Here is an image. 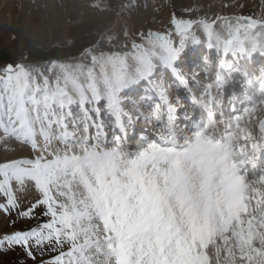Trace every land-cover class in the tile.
Wrapping results in <instances>:
<instances>
[{"label": "snow or ice", "instance_id": "1", "mask_svg": "<svg viewBox=\"0 0 264 264\" xmlns=\"http://www.w3.org/2000/svg\"><path fill=\"white\" fill-rule=\"evenodd\" d=\"M195 40L199 43L198 37ZM256 50L254 46L251 52ZM240 51H245L243 46ZM7 91V106L0 97L4 138L11 135L28 143L34 158L0 163V213L10 228L46 219L5 233L0 264H264V174L249 179L264 146V125L259 137L244 130L242 138L250 148L240 152L251 169L241 174L242 166L234 163L225 169L226 211L221 221L197 225L194 214L207 196V177L222 147L206 134L208 129L195 133L181 151L142 144L133 160L125 159L123 143L112 151L81 145L78 152H53L54 125L64 129L56 139L72 135L57 113L73 103L71 97L47 91L39 98L26 96L25 89L11 86ZM94 97L99 104L98 90ZM109 107H118L114 97ZM160 139L176 142L174 135ZM234 139L235 133L227 136L225 152L232 151ZM17 249L23 257L4 259Z\"/></svg>", "mask_w": 264, "mask_h": 264}, {"label": "rangeland", "instance_id": "2", "mask_svg": "<svg viewBox=\"0 0 264 264\" xmlns=\"http://www.w3.org/2000/svg\"><path fill=\"white\" fill-rule=\"evenodd\" d=\"M246 17L257 21V26L252 29L244 26L241 19ZM218 28L229 33L226 38L238 36L244 49H251L254 45L258 48L256 40L261 38L257 31L264 29V0H0V47L10 49L18 61L16 67L0 73V97L5 98L4 104L7 106L9 86L16 90L23 88L26 90V96L35 94L37 98L45 91L70 94L68 88H73L71 84L76 87L86 86L82 85L85 77L92 82L94 91L98 90L99 95L104 96L109 91L100 88V82H106L109 76L112 82L118 85L115 90L120 96L125 92L126 86L131 89L141 88V82L147 80L144 76L152 70L151 73H155L149 79L152 85L159 84V88L160 85L170 88L171 98L177 103V99L185 98L175 94L176 86L169 68L165 69L166 65L170 58L172 61L176 59L171 67L180 72L178 75L190 80L191 91L198 88L206 91L205 88L215 86L220 58L215 56V60H212L213 53L207 49L205 35L210 32V39L212 36L219 39L217 35L221 37L222 34L219 31L217 34L213 33ZM240 28L250 31L251 35L242 36ZM243 32L245 33L244 30ZM155 36L159 39L154 40ZM197 37L199 43L195 40ZM224 40L222 43L227 42ZM74 42L73 54L64 59L37 64L29 62V55L35 48ZM151 44L165 48L164 54H158L156 51L147 54L150 50L147 51L146 47ZM262 45L264 46V41ZM219 50L222 51V48L218 47ZM232 52L234 54L236 51L232 49ZM227 54H231V47H228ZM248 54L249 51L246 55L251 59L253 55ZM260 54L258 52L257 55ZM257 55L255 54L253 67L255 74L251 75V79H256V75L264 68V55ZM232 59L233 57L229 56L227 61ZM246 65L250 66L246 61L241 66ZM237 74L230 72L229 77H236ZM244 74H248L246 70ZM139 76L141 81H135ZM127 92L124 93L126 97L129 95ZM91 99L94 101V94ZM131 99L135 101V97ZM92 100H87L88 106L85 108L88 112L85 113V108L74 101L63 110L57 109L58 115L64 116L72 138L79 141L72 142L68 137L56 139L64 129H58V125H54L51 144L53 152L67 151L69 148L78 152L81 145L103 151L115 148L110 144H99L94 140L93 132L86 130L87 123L83 118L91 115L93 119L97 118ZM262 106L249 108H252L253 112L256 110L251 116L253 121L264 120ZM125 107H128V104H125ZM132 112L131 108H127V114ZM156 112L152 107L151 114ZM244 116L242 113L237 122L243 121ZM133 118L135 117H130ZM252 131L255 132V129ZM6 134L5 128L0 130V140L3 141L0 143V163H8L13 159L34 158L28 143H20L11 135L5 139ZM242 134L245 135L244 129ZM16 146L25 149L26 156L12 153L8 158ZM10 219H15V216ZM43 219L46 218L24 221L15 228H10L7 226L8 220L0 213V238L5 233L11 234L17 229L23 230L38 225ZM18 256L23 257V252L19 249L4 259L15 261Z\"/></svg>", "mask_w": 264, "mask_h": 264}, {"label": "bare ground", "instance_id": "3", "mask_svg": "<svg viewBox=\"0 0 264 264\" xmlns=\"http://www.w3.org/2000/svg\"><path fill=\"white\" fill-rule=\"evenodd\" d=\"M186 9V8H185ZM186 11H188V10H186ZM233 25V24H232ZM241 30V32H240V34L243 36V35H251V32L250 31H248V30H246V29H244V28H240ZM245 31V33L243 32L242 33V31ZM218 31L222 34L221 35V37L219 36V35H217L218 37H219V39L217 38V37H213L212 36V38L210 39V37H211V33L209 32V33H207L205 36V43H206V46H207V49H209V51H212V53L214 54V55H217V52L216 51H218V47L220 48V46H222L223 48H222V51L221 50H219V58L221 59V57L225 60V63L226 62H229V61H227L228 59H229V55L227 56V55H224V53H225V51H226V53H227V50H228V47H229V44L232 46V48L231 49H234L235 51H240V48H241V46H242V44L239 42V38H238V36H236V37H234V38H226V36L229 34L228 32L226 33V32H224L225 30H223V31H221V29H216L213 33H215V34H217L218 33ZM258 32V35H259V33H260V38L261 39H258V40H256V42L259 44L258 45V48H257V50L255 51V52H251V49H247V48H245V51L248 53V51H249V53L251 52V55H257L258 54V52H260L261 54H260V56L263 54L264 55V46L262 45V41H264V29H262V30H259V31H257ZM252 35H254V33L252 34ZM222 37H224L225 38V40H227V45H224V43L225 42H223L222 43V40H224ZM251 37V36H250ZM210 39V40H209ZM238 39V40H237ZM221 40V42H219ZM224 40V41H225ZM255 42V41H254ZM255 42V43H256ZM157 43V42H156ZM159 43V42H158ZM160 45V44H159ZM226 46H228V47H226ZM185 47V46H184ZM209 47H211L212 49H210ZM147 48V51L148 50H150L149 52H147V54H150V53H155V51L158 53V54H164V49L165 48H163V47H160V46H158L157 47V45H153V44H151V45H149L148 47H146ZM232 51V50H231ZM241 53V52H240ZM157 54V55H158ZM232 54H233V52H232ZM234 54H235V52H234ZM233 54V55H234ZM210 55H211V53H210ZM239 55V54H238ZM241 55H243V56H246L245 54H244V52H243V54H241ZM236 57V56H235ZM151 58V57H150ZM149 59V58H148ZM163 59H164V57H163ZM212 59H214L215 60V57L214 56H212ZM255 59V56H253V60ZM139 60V59H138ZM264 60V59H263ZM262 60V61H263ZM175 61H176V59H174V61H172L171 60V58H170V61L168 62V65H166V67H165V69L168 67H171L172 65H174V63H175ZM134 62V61H133ZM169 71H175V72H179L178 70L176 71L175 69H169ZM199 71V70H198ZM151 72H152V70L151 71H148L147 72V74L144 76V77H147V75H150L151 74ZM180 73V72H179ZM177 74V73H176ZM110 75V74H109ZM153 75H154V73H153ZM181 77H184V79H186V77L185 76H181ZM191 77V76H190ZM139 78H141V76H139L135 81H137L138 82V80H140L141 81V79H139ZM193 79V78H192ZM259 79H260V81H262L263 83H264V75H260L259 76ZM107 81L106 82H100V88H102V89H105V90H108V91H110V95H108L109 96V100L107 101L108 102V105H107V107H106V109L105 110H107V111H110V110H114L115 111V114L117 115V116H119V121H123L122 120V118H121V115L120 114H118L119 112H120V108H121V106H120V103H119V101H118V97H117V95L115 94V95H113L112 94V92H114L115 91V89H117L116 87L118 86L116 83H114V82H112V78L109 76L107 79H106ZM85 82L82 84V85H86L85 87H76L75 85H73V84H71L72 85V87L73 88H68L67 90H68V92L70 93V94H68V96H70L71 97V99H72V101H74V103L75 102H78L79 103V105H80V107H82L83 109L85 108V107H87L88 105H87V100H92L91 98L93 97V94H94V90H95V87L93 86V84H92V82L90 81V79L89 78H87V77H85V80H84ZM134 81V82H135ZM144 81H145V79H144ZM134 82H132V84L134 83ZM140 83V82H139ZM130 85V84H129ZM22 87V86H21ZM20 87V88H21ZM181 87H182V85H181ZM83 88H85L86 90H84ZM178 88H180V86H179V84H178ZM122 89V88H121ZM128 89V91L130 92V91H135L136 89H131V87H128V86H126V90ZM125 90V91H126ZM180 90V89H179ZM107 91V92H108ZM115 93V92H114ZM90 95L92 96V97H90ZM106 95H107V93H106ZM106 95H105V97H106ZM162 96L163 97H160V100H163V101H165V103L167 102V100L169 99L168 97H165V95L164 94H162ZM90 97V98H89ZM115 98V101L117 102V104H118V107H112V108H110L109 107V105L111 104V101H112V98ZM262 98L264 99V95H262ZM65 99H67V97H65ZM83 101V102H82ZM126 101H131V98L130 97H126ZM92 102H95V104H97L96 103V101H95V99H94V101L92 100ZM104 101L102 100V103H103ZM138 102H140V101H138ZM185 107V106H184ZM259 107H261V106H259ZM262 108H263V111H264V106H262ZM68 110V109H67ZM105 110H102V109H100V110H98V112L99 111H105ZM189 110V109H188ZM87 111V108H85L84 110H83V112L85 113ZM240 111V108H238V110H237V112H239ZM88 112V111H87ZM148 112V111H147ZM256 112V111H255ZM255 112H253V113H255ZM259 112V111H258ZM107 113V112H106ZM253 113L251 114V116H253ZM211 114H213V112H211ZM259 114H260V112H259ZM88 116V115H87ZM259 116V115H258ZM257 116V117H258ZM259 118H260V116H259ZM75 119V118H74ZM89 120V119H88ZM237 120L238 119H236V121H235V125H237ZM256 120V119H255ZM258 120V119H257ZM253 121V120H252ZM124 122V121H123ZM257 122H259V125H260V127H259V130L258 131H260L261 130V126L262 125H264V120H260V121H257ZM217 123H220V121H218L217 120ZM242 124L241 125H245V126H248V124H249V122H247V121H245V119H243V121L241 122ZM154 125V124H153ZM5 127H3V128H1L0 130H2L3 131V129H4ZM58 129H62V128H60L59 126L57 127ZM232 128L234 129V130H237V129H235L234 128V125H232ZM248 128H251V126L250 127H248ZM58 131V130H57ZM252 131V130H251ZM245 132V131H244ZM3 133V132H2ZM56 133V132H55ZM252 133L255 135L256 134V131L254 132V131H252ZM242 136H244L243 134H242ZM39 138V137H38ZM15 140V139H14ZM244 141H247V140H245V139H243ZM55 144V143H54ZM19 146V145H18ZM18 146H16V147H13V149H12V152H11V154H10V156L8 157V158H10L11 156H12V153H15V155H18V156H26V154H27V152H26V150L25 149H20ZM248 145H246V146H244V147H242V148H245V149H249V147H247ZM30 152V151H29ZM98 223V222H97Z\"/></svg>", "mask_w": 264, "mask_h": 264}, {"label": "trees", "instance_id": "4", "mask_svg": "<svg viewBox=\"0 0 264 264\" xmlns=\"http://www.w3.org/2000/svg\"><path fill=\"white\" fill-rule=\"evenodd\" d=\"M74 43L61 44L51 47H38L35 48L29 55V62H49L51 60L64 59L68 55L73 54ZM16 55V54H15ZM18 61L14 57L10 49L0 47V73L5 72L10 67H16Z\"/></svg>", "mask_w": 264, "mask_h": 264}, {"label": "water", "instance_id": "5", "mask_svg": "<svg viewBox=\"0 0 264 264\" xmlns=\"http://www.w3.org/2000/svg\"><path fill=\"white\" fill-rule=\"evenodd\" d=\"M243 23H244L245 25H247V26L252 27V28L256 27V25H257V23H256L255 21H253V20H251V19H247V18L243 19ZM158 38H159L158 36H155V37H154V40H155V39H158Z\"/></svg>", "mask_w": 264, "mask_h": 264}]
</instances>
